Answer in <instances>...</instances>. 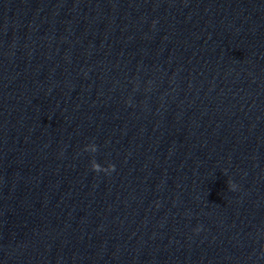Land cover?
Masks as SVG:
<instances>
[{
	"label": "clouds",
	"instance_id": "clouds-1",
	"mask_svg": "<svg viewBox=\"0 0 264 264\" xmlns=\"http://www.w3.org/2000/svg\"><path fill=\"white\" fill-rule=\"evenodd\" d=\"M114 168H115V166L113 165L112 166V171L114 170ZM231 187L234 189L235 188V185L233 184V185H231Z\"/></svg>",
	"mask_w": 264,
	"mask_h": 264
}]
</instances>
